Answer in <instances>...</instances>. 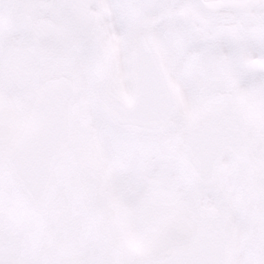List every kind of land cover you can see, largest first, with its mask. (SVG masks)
<instances>
[{
  "label": "snow or ice",
  "instance_id": "6c2138e0",
  "mask_svg": "<svg viewBox=\"0 0 264 264\" xmlns=\"http://www.w3.org/2000/svg\"><path fill=\"white\" fill-rule=\"evenodd\" d=\"M0 264H264V0H0Z\"/></svg>",
  "mask_w": 264,
  "mask_h": 264
}]
</instances>
